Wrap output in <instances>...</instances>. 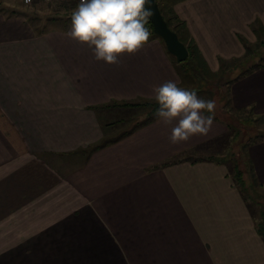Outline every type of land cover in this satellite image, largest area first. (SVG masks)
<instances>
[{
    "label": "crops",
    "instance_id": "0c3cea01",
    "mask_svg": "<svg viewBox=\"0 0 264 264\" xmlns=\"http://www.w3.org/2000/svg\"><path fill=\"white\" fill-rule=\"evenodd\" d=\"M19 1L39 2L0 0L16 10ZM175 7L213 74L220 55L245 54L237 34L255 42L249 25L264 22V0H183ZM33 30L24 15L0 10V264H68V247L60 259L58 241L75 250L80 230L86 264H264L253 207L226 164L184 160L151 168L212 144L225 132L221 122L213 120L205 135L172 143L175 121L151 115L95 152L81 151L122 123L103 124L97 105L144 102L154 99L153 85L181 84L179 62L164 41L151 38L107 64L67 30ZM230 99L264 115V66L232 83ZM79 152L86 158L75 165ZM249 153L264 184V141ZM27 200L34 204L27 207Z\"/></svg>",
    "mask_w": 264,
    "mask_h": 264
},
{
    "label": "rangeland",
    "instance_id": "374dc122",
    "mask_svg": "<svg viewBox=\"0 0 264 264\" xmlns=\"http://www.w3.org/2000/svg\"><path fill=\"white\" fill-rule=\"evenodd\" d=\"M64 1H67V0H53L51 2L39 1V2H37L33 5H30V6L25 5L22 1H19V3H22V6L20 8H18V10L8 8L6 6V4L0 2V10L6 16H7V14L8 15L10 14L11 16H21L23 12L26 13V15H24V17L25 18L28 17L29 23L34 26L33 31L34 32L37 31V33L40 31L48 32V31H53V30L65 31L70 26L71 11H72V9H74L76 7V5H77L76 3H78V2H75V4H73V5H70V7H66L64 5ZM159 2L161 4L162 0H159ZM173 9L176 11L175 6L173 7ZM13 10H16L17 13H13ZM21 11H22V13H21ZM262 23L264 25L263 21H262ZM249 27L251 30H253L251 25H249ZM255 28H257V29L259 28V22H256ZM159 37L156 36V37H154V39H157V40L159 39L160 41H162L160 39L161 37L160 38ZM163 45H164V43H163ZM263 59H264V45L263 46H260V45L259 46L258 45L252 46L250 52L248 54H246V56H244V57L242 56V58H240L239 60H235V58L228 60L225 57H223V55H220L219 56V64H220V68L222 66L224 68V71H223V72H225L224 73V79L220 78L222 75L221 72H218V74L209 73L207 71V67L205 66V64H200V68L203 71V79L206 83H204V81H203V83H200L199 81H201V78H198V76H197V79L196 78L193 79L194 82L191 83V86H192V88H196V87H199L202 85L209 87L208 93L207 94L205 93L202 95H203V97H205L207 99H210L211 97H212V99H215L216 104L219 107L222 104L220 102V100L224 101L223 97H225L226 95L228 96L227 91L229 88L227 87L228 86L227 83L230 84L229 79L235 77L236 75L242 74L243 72H245V69L247 71L251 67H253L254 65L261 63ZM262 63H264V61ZM180 66H182V65H180ZM187 66L190 67V69H191V66H189V65H187ZM225 67H227V69H229L230 71L229 70L227 71V69ZM183 68L185 69L186 65L183 66ZM256 70H254V71H256ZM247 75L248 74H246V76ZM231 86L232 85H230V89H231ZM123 103H127L126 105H124V109H125L128 106L131 107L132 106L131 104H133L135 102H132V101L115 102L114 100H112V101H108L107 103L97 105V107H96L97 113L96 114L98 116H100L99 119L103 124H106L109 121H112V124H113L112 126H114L116 121L118 123H120L122 121V123H120V125L118 126L117 131L114 130V132H106V134L108 136L104 137L105 140L103 142L96 141L95 144H93L92 146H90L86 150H81V151H86V152L87 151H93V152H95L97 150V148H99V147L102 148L107 143H109V141L106 142V139L112 140L121 134H124L128 131L133 130L135 126L140 125L149 116L152 115L151 109L147 110L145 108H139V109L126 108L127 110H123V108H121L120 109L121 112H112V111L107 110V109H109L108 108L109 106H113L114 104H123ZM133 107L134 106H132V108ZM104 110H106V111H104ZM147 111H148V114H147ZM215 115H216V117L218 116L217 118H219V119L223 118V116H220V114L217 113L216 111H215ZM249 117L250 116L246 113V119ZM251 121H253V118L249 119V121L246 120L245 126H241V125L236 124V126H235V128H233V130L230 129L224 123H222V124H224L222 131H225V132L220 134L219 136H216L215 139L213 140L212 144H207V145L201 144L197 147H192L189 150H186L185 154H182V155L177 154L176 156L171 155V157L169 156V157L163 159L161 162L158 161V162L152 164L151 168H153L154 170H157L160 167H167L169 165L178 164L179 162L174 163L172 161L180 160V159H182V160L187 159L190 161H202V160H205L207 158H212V161L217 163L215 160L220 161L224 158L226 161V163H224V164H226V166L229 168L230 178L232 179L233 183L235 184V181L231 175L232 172H231L230 167H234V164L239 162L238 164L240 167H238V168L245 173L244 179L246 180L247 186L254 187V188H252V190L249 194L246 193V187H245L244 188L245 191L243 190L244 191L243 195H244V198L247 195L248 198L250 199V201H251L250 203L253 207L255 219L259 223L262 219L261 213H262V211H264V186H259V184H261V183L258 179L256 172H255L254 163H253V160L250 156L249 149H248V152L246 153V150L244 149V144H243L244 139L239 135L240 129L242 130V134H246V140L247 141H251L255 135H259V134H260V136L264 135V124L262 123V121L260 119L258 121H256L255 123H252ZM109 125H107V126H109ZM236 132H237V136H236ZM232 152H233V154L236 153L235 157H230L229 154ZM79 154H81V155H79ZM79 154H78L79 156H75L72 158L75 161V165L79 164L78 162L83 161L84 158H86V155L84 153L79 152ZM227 154L229 156H225ZM45 156L49 157V155H47V154H45ZM48 160L50 161V158H48ZM58 164H59L60 168L65 170V164H64V161H61V158L58 159ZM153 169H151V170H153ZM60 186H62V185H60ZM26 204L28 207V205H32L34 203H32L30 200H27ZM82 236L83 235H82L81 230L75 233V238L79 237L74 242L75 250L70 249L71 243H69V245L66 246L67 244L62 243V241H60V242L58 241L59 245H61V247L59 248L60 251L58 253L59 258L60 259L63 258V250L68 247L67 248L68 251L66 252L67 254L65 253V255L67 256V257H65V259H67L68 264H86V262H84V256H82V250L80 249ZM63 242H66V241H63ZM78 249H80V250H78ZM71 253H73V254H71ZM95 259L97 260V257H95ZM72 260H73V262H72ZM64 264H65V262H64ZM92 264H97V263H92Z\"/></svg>",
    "mask_w": 264,
    "mask_h": 264
},
{
    "label": "clouds",
    "instance_id": "9594fccd",
    "mask_svg": "<svg viewBox=\"0 0 264 264\" xmlns=\"http://www.w3.org/2000/svg\"><path fill=\"white\" fill-rule=\"evenodd\" d=\"M147 2L79 0L71 11L66 35L86 45L97 61L118 63L122 55L134 54L149 39L145 25L151 10L145 7ZM152 93L157 104L155 117L164 123L175 121L169 137L172 143L209 132L215 116V99L199 96L196 89L182 87L171 79L153 85Z\"/></svg>",
    "mask_w": 264,
    "mask_h": 264
},
{
    "label": "trees",
    "instance_id": "16d2710c",
    "mask_svg": "<svg viewBox=\"0 0 264 264\" xmlns=\"http://www.w3.org/2000/svg\"><path fill=\"white\" fill-rule=\"evenodd\" d=\"M180 1H183V0H162V2L160 4L159 0H157L160 11H161L164 19L166 20L168 26L178 34L180 40L184 44H186V46L188 47L189 56L185 61L178 63L177 70H178V73H179V75L181 77V81H182L180 86L186 87V88H192L191 83L194 82L193 79H195V78L197 79V76H198V78H201V81H199V82L203 83V81H204L203 71L200 68V64H205V62L202 60L203 55H202L196 41L192 38V35L190 34V31L188 29L186 21L182 20L180 18V16L177 14V12L173 9L175 4L179 3ZM41 2H44V1H41ZM75 2H79V0L64 1V5L66 7H70V5L75 4ZM13 13H17V11L13 10ZM21 13H22V11H21ZM22 15H26V13L23 12ZM7 16H11V15L7 14ZM26 18L28 19V17H26ZM256 22H259V28L258 29L255 28ZM250 25L252 26V28H253L252 31L256 35L257 39L255 42H250L244 36L238 34V38L240 39V41L242 42V44L244 45L245 50H246L243 57L246 56V54H248L250 52L252 46H256V45L263 46L264 45V25L262 23V20L257 18ZM145 26L150 32L149 39L158 36L154 32L153 24L149 19L147 20V23ZM160 39L163 41L162 38H160ZM172 57H174V56L172 55ZM240 58H242V57L235 58V60H239ZM263 61H264V59L262 60V62ZM262 62L254 65L253 67H251L247 71L245 69V72H243L242 74L236 75L235 77L229 79L230 84L227 83L228 84L227 87L229 88L227 91L228 96L226 95L225 97H223L224 101L220 100V102L222 103L221 106L218 107V105L216 104V108H215V111L217 113H219L220 116H223V118L219 119V118H217L218 116L216 117V115H215L214 120H217L221 123H224L225 125H227L232 130H233V128H235L236 124L241 125V126H245L246 120L249 121V119H251V118H253V121H251L252 123H255L256 121H258L260 119L262 121V123L264 124V115L257 114L253 107L243 108V109L242 108H236L232 105L231 99H230V85H232V83L237 81L240 77H242L246 74H249L256 69L261 68L264 65V63H262ZM180 65H182V66H180ZM185 65H186V68L184 69L183 66H185ZM187 65L191 66V69ZM205 66H206V64H205ZM225 68L227 69V67H225ZM228 70L229 69H227V71ZM223 71H224V68L222 66L220 68L219 72L222 73L220 78L224 79V73L225 72H223ZM204 83H206V82L204 81ZM194 89H196L198 95H200V94H205V93L207 94L209 87L202 85V86L196 87ZM210 99H212V97ZM126 104L127 103H124V105H126ZM131 105L137 106V107H145V108L147 107V108L151 109V114H152V116L155 117V110L157 108V104H156L154 99L144 101V102H139V103H133ZM246 113L250 116L247 119H246ZM239 135L244 139L243 144H244V149L246 150V153L248 152V149L252 145H255V144H258V143L264 141V135L260 136V134L255 135L251 141H247L246 140V134H242L241 129L239 131ZM236 136H237V132H236ZM229 155H230V157H235L236 153L233 154V152H232ZM229 155L227 154L225 156H229ZM205 160L210 161V160H212V158H207ZM183 161L184 160L180 159V160H174L172 162H174V163L179 162L180 163ZM186 161H187V159H186ZM215 161L219 164L226 163L224 158L220 161H218V160H215ZM192 162H201V161H192ZM238 163L239 162L236 163L237 165L234 164V167H230L231 172H232L231 175L235 181V184L241 190V192L244 193V191H245L244 188L246 187V193L249 194L251 192L252 188H254V187L247 186L246 180L244 179L245 173L238 168V167H240ZM259 186H264V184L261 183V184H259ZM245 198L250 201V199L248 198L247 195ZM261 218L262 219L259 223L256 222V227H257V230L259 231V233L262 235V237H264V211H262V213H261Z\"/></svg>",
    "mask_w": 264,
    "mask_h": 264
},
{
    "label": "water",
    "instance_id": "95a60500",
    "mask_svg": "<svg viewBox=\"0 0 264 264\" xmlns=\"http://www.w3.org/2000/svg\"><path fill=\"white\" fill-rule=\"evenodd\" d=\"M145 7L151 10V15L148 19L153 24L154 32L163 39L167 51L178 62L185 61L189 56L188 47L180 40L178 34L168 26L160 11L157 0H148Z\"/></svg>",
    "mask_w": 264,
    "mask_h": 264
},
{
    "label": "built area",
    "instance_id": "2783aa9c",
    "mask_svg": "<svg viewBox=\"0 0 264 264\" xmlns=\"http://www.w3.org/2000/svg\"><path fill=\"white\" fill-rule=\"evenodd\" d=\"M24 1H25V3H26V0H24ZM34 1H40V0H29V2H27L26 4L32 3V2H34ZM41 1L51 2V1H53V0H41Z\"/></svg>",
    "mask_w": 264,
    "mask_h": 264
}]
</instances>
